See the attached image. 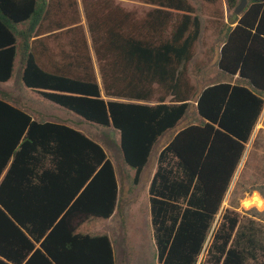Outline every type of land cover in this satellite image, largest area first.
Listing matches in <instances>:
<instances>
[{
    "label": "trees",
    "instance_id": "1",
    "mask_svg": "<svg viewBox=\"0 0 264 264\" xmlns=\"http://www.w3.org/2000/svg\"><path fill=\"white\" fill-rule=\"evenodd\" d=\"M145 1L189 7L186 0ZM240 1L227 3L234 10ZM162 8L150 11L143 23L128 13L132 25L108 18L105 46L119 51L134 71L141 90L133 98L151 102L147 84L156 83L172 90L175 102L106 101L96 80L39 66L30 41L48 13V0H0V81L13 75L19 56L28 64L27 86L45 89L46 98L88 121L112 123L126 162L139 174L158 139L187 114L190 97L181 93V67L201 33L200 19L186 14L180 21L172 18L166 34L165 16L172 15ZM231 18L237 24L228 28L219 65L244 83L221 82L202 91L201 121L182 128L160 151L150 183L159 264H247L264 251V235L252 224L235 232L237 213L227 210L214 226L264 107V0H248ZM105 87L112 96L125 95ZM252 198L264 205L260 195ZM117 199L114 166L102 145L68 125L36 121L0 98V264H116L110 236L77 231L72 219L110 217Z\"/></svg>",
    "mask_w": 264,
    "mask_h": 264
},
{
    "label": "rangeland",
    "instance_id": "2",
    "mask_svg": "<svg viewBox=\"0 0 264 264\" xmlns=\"http://www.w3.org/2000/svg\"><path fill=\"white\" fill-rule=\"evenodd\" d=\"M186 1L185 6H189L187 11L162 8L145 0H48V13L30 41V52L35 62L44 70L79 79L96 80L101 87V96L106 101L148 103L149 101L132 97L141 90L134 71L126 68L119 51H110L105 46L109 27L107 19L119 18L123 26L132 25L131 20L128 21L125 16L128 13L143 23L150 11L162 8L172 15L168 18L164 15L167 19V25L163 29L166 34L171 31L175 21L172 18L180 21L188 14L200 19L201 33L194 45L193 56L185 63L184 68L181 67L184 85L181 93L190 97L187 101V114L175 128L158 139L147 164L139 174L136 168L126 162L120 131L112 123L106 126L88 121L78 113L46 98L43 94L45 89L27 86L23 74L28 64L19 56L14 62L13 75L6 81H0V98L23 109L34 120L68 125L104 148L114 166L117 180L118 199L115 210L107 218L82 219L81 216H76L72 219V225L82 233L109 235L114 246L116 264H159L149 188L158 166L160 151L182 128L201 121L197 105L205 88L221 82L244 83L238 74L227 73L219 65L228 28L237 24L231 18L234 10L228 6L227 0ZM21 26L25 27L24 24ZM162 33L160 31L155 37L159 38ZM107 85H110L109 90L123 92L125 95H110L106 91ZM147 88L152 92L149 103H172L176 100V94L172 90L168 91L156 83L147 84ZM255 194L264 200V107L246 144L243 158L214 226L219 225L224 212L231 210L239 215L235 232L244 230V225L252 224L263 236L264 205H255L252 198ZM257 262H264V251H259L258 261L249 260L247 264Z\"/></svg>",
    "mask_w": 264,
    "mask_h": 264
},
{
    "label": "water",
    "instance_id": "3",
    "mask_svg": "<svg viewBox=\"0 0 264 264\" xmlns=\"http://www.w3.org/2000/svg\"><path fill=\"white\" fill-rule=\"evenodd\" d=\"M248 0H241L240 3L235 7L234 12L240 15L246 8Z\"/></svg>",
    "mask_w": 264,
    "mask_h": 264
}]
</instances>
